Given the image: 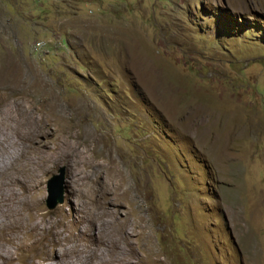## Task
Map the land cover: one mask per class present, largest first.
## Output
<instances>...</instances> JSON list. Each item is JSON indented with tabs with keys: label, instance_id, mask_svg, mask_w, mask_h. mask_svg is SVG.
Masks as SVG:
<instances>
[{
	"label": "rangeland",
	"instance_id": "obj_1",
	"mask_svg": "<svg viewBox=\"0 0 264 264\" xmlns=\"http://www.w3.org/2000/svg\"><path fill=\"white\" fill-rule=\"evenodd\" d=\"M12 63L18 84L41 79L54 93L25 99L61 131L45 144L79 142L90 165L79 167L90 173L79 203L55 160L33 190L12 191L49 220L45 242L94 219L92 233L102 223L131 236L137 264H264V0H0V120ZM6 123L8 160L21 153ZM62 170L64 201L50 210ZM97 178L112 187L106 219ZM26 260L55 263L40 245L17 264Z\"/></svg>",
	"mask_w": 264,
	"mask_h": 264
},
{
	"label": "bare ground",
	"instance_id": "obj_2",
	"mask_svg": "<svg viewBox=\"0 0 264 264\" xmlns=\"http://www.w3.org/2000/svg\"><path fill=\"white\" fill-rule=\"evenodd\" d=\"M13 65V63L10 66L8 65L4 70L5 75L9 78L8 99L12 100V102L9 104V112H7L9 113V117L6 116L5 120L1 119L0 124H4L6 121L7 123L4 127L8 130L9 123L8 137L14 141L12 149H16L21 155L14 156L13 159L8 158L7 160L0 154V164L3 163V166H9L7 167L9 168V176L6 177L8 179L7 182H5L6 174L0 170V264H17V261L23 257L26 251L38 245L43 249L44 259L51 262L55 261L54 264H87L90 261L98 259L107 264H137L135 246L131 236L124 229L112 234L102 232L104 229L102 223L98 226L99 231L92 233L90 228L96 226L94 219H83V228L75 238L67 239V237H63L62 232L55 231L54 238L49 242H45L48 235L47 225L49 220L42 219V212L38 210L36 204L30 203L12 192L15 188L30 191L35 186H38L41 176H43L42 173L45 172L46 168H49L47 166L51 160H55L58 163H66L70 167L72 183L69 189L72 193L76 194V201L78 203L79 200H83L88 196L85 185L90 178V173L80 172L79 170L81 165H84L86 168L90 166L85 162V156L80 152L82 145L79 142L75 144L69 141V139L63 140L60 137L56 139L57 143L53 147H51L49 142V145L45 144L44 135L48 130L53 129L59 134H61V131L53 128L51 126L53 123L49 119L42 115L38 116L32 110V106L35 105L34 99L32 102L25 100L30 96V93L33 92L34 94V91L35 96L43 99L41 101L53 98L54 93L48 90L47 83H44L41 79L36 81L33 87H23L18 84L13 78ZM50 113L54 115L51 110ZM40 123H44V127L40 128ZM58 123L60 125L63 122ZM51 132L55 135L54 131ZM5 138L6 135L0 136V144L5 142ZM41 154H44V156H41ZM101 167L104 166L101 165ZM93 185L95 192L90 191L94 193V196L99 197V200H96L99 202L97 216L106 219V216H110L111 214V210L108 209L111 203H108L110 202L109 198L112 187L108 188L109 185H106L99 178L93 180ZM117 188H120V185ZM89 215H96L95 209L90 210ZM24 264L32 263L26 260ZM44 264L52 263L46 262Z\"/></svg>",
	"mask_w": 264,
	"mask_h": 264
},
{
	"label": "water",
	"instance_id": "obj_3",
	"mask_svg": "<svg viewBox=\"0 0 264 264\" xmlns=\"http://www.w3.org/2000/svg\"><path fill=\"white\" fill-rule=\"evenodd\" d=\"M61 176H54L51 181L48 183V201H47V206L50 210L55 209L59 204H62L64 199H63V191L59 185V187L57 188V183L58 181L61 182L63 181L64 178V171L62 170L61 172ZM57 189H60L57 191Z\"/></svg>",
	"mask_w": 264,
	"mask_h": 264
}]
</instances>
